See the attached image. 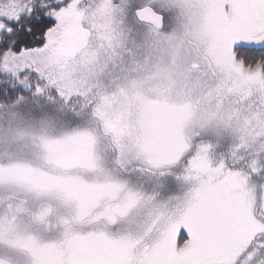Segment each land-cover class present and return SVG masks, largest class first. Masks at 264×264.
Instances as JSON below:
<instances>
[{"label":"snow or ice","instance_id":"snow-or-ice-1","mask_svg":"<svg viewBox=\"0 0 264 264\" xmlns=\"http://www.w3.org/2000/svg\"><path fill=\"white\" fill-rule=\"evenodd\" d=\"M0 264H264V0H0Z\"/></svg>","mask_w":264,"mask_h":264}]
</instances>
